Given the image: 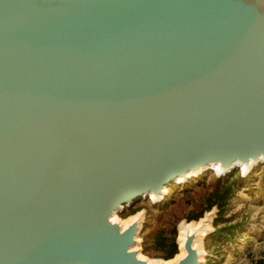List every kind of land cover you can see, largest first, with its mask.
<instances>
[{
	"label": "water",
	"instance_id": "water-1",
	"mask_svg": "<svg viewBox=\"0 0 264 264\" xmlns=\"http://www.w3.org/2000/svg\"><path fill=\"white\" fill-rule=\"evenodd\" d=\"M261 159L264 0H0V264H156L111 215Z\"/></svg>",
	"mask_w": 264,
	"mask_h": 264
},
{
	"label": "rangeland",
	"instance_id": "rangeland-1",
	"mask_svg": "<svg viewBox=\"0 0 264 264\" xmlns=\"http://www.w3.org/2000/svg\"><path fill=\"white\" fill-rule=\"evenodd\" d=\"M230 185L233 196L222 220L214 226L220 213L216 206L209 210V205L217 192ZM166 191L157 203L142 199L116 215L123 224L140 217L137 250L143 258L163 264L173 261L179 254L176 238L182 222L194 225L204 218L209 221V231L200 239L202 264H264V165L246 175L240 169L223 177L204 171L184 183L172 184ZM173 230L177 254L167 260V251H161L157 241L163 236L173 237Z\"/></svg>",
	"mask_w": 264,
	"mask_h": 264
},
{
	"label": "bare ground",
	"instance_id": "bare-ground-1",
	"mask_svg": "<svg viewBox=\"0 0 264 264\" xmlns=\"http://www.w3.org/2000/svg\"><path fill=\"white\" fill-rule=\"evenodd\" d=\"M259 162H263L264 163V159H261L259 160ZM259 162H251L247 165H241V167H237L236 169H240L242 174L246 175L248 172H250L253 168H255L256 166H258L257 164ZM261 164V163H259ZM216 175H220L222 173H225L226 170H222V169H219L217 166L215 165H212L211 168H210ZM234 169V170H236ZM200 172H197L193 175V177L197 176ZM185 181V179L183 180H178L176 183H183ZM165 193L167 192L166 190L164 191ZM163 196H154L152 194H150L148 196L147 199H150L153 203H157L159 201H161L163 198ZM116 215H118V212H114L111 217H110V220L114 223H117L121 229H125L126 227H128L131 223H133L134 221H137L138 220V216H135L133 217L132 219H130L127 223L123 224V223H120L117 218H116ZM208 222L206 219H200L198 221V223H195L194 225L192 224H188V223H184L182 222V225L181 227L179 228V231H178V237H177V245L179 246L178 250H179V254L174 258L173 261L169 262V263H164V264H177L178 260L181 259L182 257L185 256V251L183 249V245H184V241H185V238L188 234H191V233H194L196 234V237L194 239V242H193V248L196 249V251L198 252V255H199V262L200 264L202 263V248L200 246V239L206 234L207 231H209V227H208ZM181 224V223H180ZM136 241H138V238H136ZM133 250L134 251H137V247L134 246L133 247ZM138 256L142 259H145L143 258L139 252H137ZM156 264H163V263H157Z\"/></svg>",
	"mask_w": 264,
	"mask_h": 264
},
{
	"label": "trees",
	"instance_id": "trees-1",
	"mask_svg": "<svg viewBox=\"0 0 264 264\" xmlns=\"http://www.w3.org/2000/svg\"><path fill=\"white\" fill-rule=\"evenodd\" d=\"M232 196H233V191H232L231 185L225 187L220 192L216 193L213 203L209 205V210L213 206H216L219 209L218 213H220L219 214L220 216H217L213 222L214 226H217L218 223L222 220L221 215H223V212L225 211L224 209L229 204ZM200 218L201 216H199L197 220ZM171 235L173 237L163 236L157 241V244H159L161 247L160 250L167 251V254H168L167 260L172 259L177 254V246L175 244L176 230H173L171 232Z\"/></svg>",
	"mask_w": 264,
	"mask_h": 264
}]
</instances>
